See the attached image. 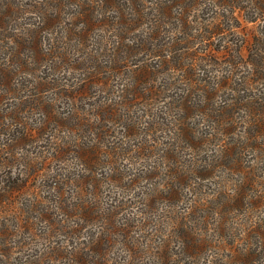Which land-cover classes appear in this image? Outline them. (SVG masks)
Returning <instances> with one entry per match:
<instances>
[{
    "label": "trees",
    "instance_id": "obj_1",
    "mask_svg": "<svg viewBox=\"0 0 264 264\" xmlns=\"http://www.w3.org/2000/svg\"><path fill=\"white\" fill-rule=\"evenodd\" d=\"M256 12L264 16V0H0V137L9 132L17 147L49 140L45 128L73 132L67 145L52 138V158L63 162L73 143L87 174L51 175L50 187L82 199L98 177L100 195L104 182L120 195L105 196L106 210L114 202L125 216L96 238L87 236L90 210L68 205L66 216L84 221L70 234L86 232L88 243H57L58 258L264 264V92L255 87H264V28L247 47L225 39L237 35L239 14L254 21ZM216 37L220 59L198 49ZM24 86H33L27 106L16 94ZM84 98L93 115L78 106ZM33 108L52 118L26 115Z\"/></svg>",
    "mask_w": 264,
    "mask_h": 264
},
{
    "label": "rangeland",
    "instance_id": "obj_2",
    "mask_svg": "<svg viewBox=\"0 0 264 264\" xmlns=\"http://www.w3.org/2000/svg\"><path fill=\"white\" fill-rule=\"evenodd\" d=\"M256 13L253 14V17H255L254 21L247 20L243 14L238 15L240 16V20L238 22L234 20L232 21V24L234 23L238 25L236 28L237 35L228 33L229 35L226 38L225 35L222 36L225 39H229L230 42L228 44L230 48L235 49L243 45V43L247 47V45L251 43L253 37L264 28V16L262 17L258 14V12ZM249 15L252 16V14ZM224 26L230 27L229 22H227ZM143 29L144 28L141 30ZM174 35H176V33ZM49 37L51 38V36ZM177 38H179L178 35ZM218 42L219 37H216L209 43V45L201 44L198 49L201 50L205 46L212 50L214 48L217 49ZM213 53H215V58L217 59L223 57L221 53L216 50H213ZM145 59H150L148 63H155L157 61V59H151L150 57ZM132 61L133 63H137L139 66L143 65L142 63L140 64V61H142L140 60V57L133 59ZM248 70L249 69L244 68L238 70L237 68L239 73L244 72V74L245 71ZM159 82L165 81L164 79H160ZM36 86L38 87L37 84ZM32 87L33 86H24L23 89L25 92L16 93L22 97V100H26V106L29 101L28 99L31 97H26L25 95H31ZM240 87L242 89L245 88V84ZM255 87H257L258 92H264L263 86L257 85ZM37 90L39 89H36V91ZM251 93L253 92L251 91ZM102 94V97H104L105 92ZM226 94L228 96L229 92ZM56 95L57 94L54 92H51L49 93V98L59 99V101L63 103H70L65 96ZM99 95L101 94H98V96ZM88 103H91L89 98H84L79 101L78 106L80 107L81 105L86 104V115H93L91 105L94 103ZM65 109L66 111H69L68 109H70V106ZM31 110H33L35 114L32 111L29 112L30 114L26 111V115L33 116V119L37 118L38 120H50L49 118H52L45 115V113L43 114L41 111H37L38 109L36 108ZM83 112V110L82 112L80 111L81 116L83 115ZM240 125L244 124L241 123ZM115 129L112 128L111 132L113 133ZM48 130V133H50L49 140H46L48 137L46 135L44 138H41V141H34L32 145L22 144L21 146L16 147L13 142L11 143V146L8 145L9 132H3L0 137V264H32L31 259H35L36 257L45 259L48 264L69 263V257L58 258L57 254L53 250L54 246L58 243L60 246H63L64 248L67 247V249L70 250L71 247L68 246V244L76 243L74 246L85 247L87 246L86 243H88V237L84 239L83 236L86 235V232H82L79 234L78 240L73 239L74 235L70 234V231L74 230L76 232V229H78L79 226H82L80 222L84 221L78 218H73V220L77 219L75 223L71 221L70 218L66 216L68 205L72 206L73 204H78L81 208H83L80 209L84 213L90 210L85 213L88 218L87 223H85V225L88 226L87 236L95 234L96 238L97 236H101L103 229L106 231V228L114 226L115 221L120 222L125 217L121 214L115 215L117 205H115L114 202V206H112L114 212L113 210L111 211L114 214L106 210L111 208L112 203L109 205L105 204V196L120 199V195L117 193L118 190H116L115 185L108 187L109 183L106 185L105 182L103 184V190L106 187L107 188L104 190V194L100 195L99 191L101 190V186L100 180H97L98 177L93 178L95 181L94 187H87L86 189L87 192L95 191L97 193L95 198L89 196V194L84 191L80 194L82 199H72L70 196L73 193L76 194L77 192H74L71 187L66 186V190L64 192L65 195L66 191L68 192L66 199H61L63 195L60 191L50 187L51 175L53 176L60 173L74 175V172H81L82 175L86 176L87 172H84L77 166L82 159L77 156V148L73 143L68 146V151L70 152L72 150L73 152L66 153V155L63 156V162L59 161L58 158H52L54 156L52 154L53 149L49 146L52 144V138L58 135H61L60 137L64 136L63 139L66 141L65 143L67 145L68 141H74L73 138L75 135L73 132L60 134L55 132L52 128H45L44 132H47ZM117 131L118 129L115 131L116 136L119 135ZM243 131L244 128H242V134ZM32 139L35 140L36 138ZM89 140H91V138L88 139V141ZM1 156H4V158ZM102 172L103 175H107L105 179V181H107V177L110 175H108L105 171ZM35 173L38 174V176L33 178L32 175ZM112 174L113 177H115V171H112ZM83 200L86 203H84ZM101 206L105 207L104 211H101ZM74 213L76 212L74 211ZM69 224L74 228H68ZM73 224L77 225V227ZM67 241L69 242L67 243ZM55 259L59 260L54 261Z\"/></svg>",
    "mask_w": 264,
    "mask_h": 264
}]
</instances>
